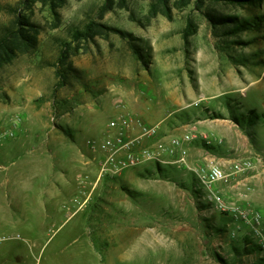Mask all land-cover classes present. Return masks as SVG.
<instances>
[{
    "label": "rangeland",
    "instance_id": "obj_1",
    "mask_svg": "<svg viewBox=\"0 0 264 264\" xmlns=\"http://www.w3.org/2000/svg\"><path fill=\"white\" fill-rule=\"evenodd\" d=\"M18 2L0 0V33ZM103 2L67 0L56 28L48 9L35 5L38 49L0 73V175L11 171L28 189L25 213L15 204V224L0 225V264H264L261 236L238 215L259 216L264 233V0L252 7L208 1L200 10L192 2L174 6L171 18H149L147 0H126L100 17ZM208 10L233 19L214 25ZM189 19L197 31L185 40ZM91 20L116 31L76 40ZM245 22L253 26L240 29ZM65 42L71 49L62 63ZM117 115L159 124L153 148L194 135L204 164L192 165L186 154V164L162 165V172L150 161L97 182L87 141L104 137ZM226 137L234 149L221 163L211 146ZM212 162L229 179L210 190L202 177ZM235 163L251 165L234 171ZM39 167L71 170L80 187L89 175L87 204L78 202L75 212L45 206Z\"/></svg>",
    "mask_w": 264,
    "mask_h": 264
},
{
    "label": "built area",
    "instance_id": "obj_2",
    "mask_svg": "<svg viewBox=\"0 0 264 264\" xmlns=\"http://www.w3.org/2000/svg\"><path fill=\"white\" fill-rule=\"evenodd\" d=\"M159 128V124L154 126L143 125L131 115L112 117L107 124L104 137L87 141L88 147L95 153L94 162L98 169L97 182L105 176L121 175L128 169L150 161H157L158 164H186L187 150L184 143L192 141L194 135L185 134L183 137H172L166 144H159L156 148L150 147L148 141L157 135ZM177 152L179 154L174 161L164 158L165 153L175 156ZM244 165L249 166L251 164L245 163ZM245 166L235 163L233 170L239 171ZM89 179V175L82 177L81 184H84L82 188H86ZM228 179L229 174L219 164L212 162L208 175L202 177V183L212 190L216 182L228 181ZM92 192L93 190L89 192V197L81 203V207L87 204ZM82 193L86 194L87 192L84 190ZM238 215L245 220L252 221L256 232L261 236L260 243L264 247V233L260 228V217L255 216L250 219V214L245 211H240Z\"/></svg>",
    "mask_w": 264,
    "mask_h": 264
},
{
    "label": "trees",
    "instance_id": "obj_3",
    "mask_svg": "<svg viewBox=\"0 0 264 264\" xmlns=\"http://www.w3.org/2000/svg\"><path fill=\"white\" fill-rule=\"evenodd\" d=\"M148 14L147 16L154 17L159 14L171 18L172 8L174 6L182 7L190 3H194L197 9L202 7L209 1L212 3H232L241 6H254L260 0H147ZM67 0H19L16 8V15L13 21L0 33V73L5 65L12 63L19 55L32 53L38 49L40 26L31 20V13L35 5L40 4L46 7L53 18L54 28L59 27L62 23V15L60 10L65 6ZM126 0H104L99 9L100 17L105 13L115 9L116 7H125ZM208 19L214 25H225L232 17L217 16L210 10L205 12ZM253 26L250 22H245L240 29H247ZM240 27V26H238ZM237 27V28H238ZM116 31V28L107 26L104 23L95 20L89 21L83 30H78L74 34L76 40H93L96 36L106 37L110 31ZM197 26L193 19H189L186 28L183 32L185 40L190 35L196 33ZM65 46L61 49L59 60L65 63L68 58V50L71 49V43L65 42ZM104 264V263H102Z\"/></svg>",
    "mask_w": 264,
    "mask_h": 264
},
{
    "label": "crops",
    "instance_id": "obj_4",
    "mask_svg": "<svg viewBox=\"0 0 264 264\" xmlns=\"http://www.w3.org/2000/svg\"><path fill=\"white\" fill-rule=\"evenodd\" d=\"M215 126V125H214ZM223 135V134H221ZM228 136V135H226ZM168 137V136H167ZM227 138V137H226ZM201 139L192 140V142L188 143V148L186 145L187 150V158L192 165H203L205 157L202 158V155L205 153V149L202 147ZM219 144V143H218ZM219 148L214 147V144L211 146L214 149V156L218 157V161L221 163H225L227 161V155L231 153V150L234 149L233 142L227 138L225 142L220 144ZM226 152H223V151ZM3 155L6 156L8 153L2 151ZM167 157L168 160H171L169 156ZM162 165H175V164H158V169L162 172ZM22 180L23 173H18ZM15 174L11 173V171L0 175V225L4 224H15L16 221L11 220L10 214L12 213L11 207L16 204L18 209L22 207V196L24 192L28 189L25 185L18 182L17 180H12ZM45 177L44 183L40 185V199L47 206L48 204L55 207V211L57 208H67L71 210V208H75L74 212L78 210V202H84V200L89 197L90 188L86 187L85 189L80 187L76 182V176H73L71 170H67L66 168H62L61 170L55 171L53 173L48 172V170L39 167L37 172L35 173V178L37 177ZM22 182V181H21ZM3 185V186H1ZM5 185V186H4ZM5 187V188H4ZM5 189V190H4ZM86 191V194L81 192ZM5 192L6 195L3 194ZM2 194V195H1ZM10 194L12 195L13 199H11ZM4 196V198L2 197ZM5 197L9 198L5 200ZM21 214L25 213V210L20 208ZM74 212L70 213L73 214ZM18 223V221H17ZM92 245L97 253L96 247L92 242ZM101 257V256H100ZM102 262V258H100Z\"/></svg>",
    "mask_w": 264,
    "mask_h": 264
}]
</instances>
